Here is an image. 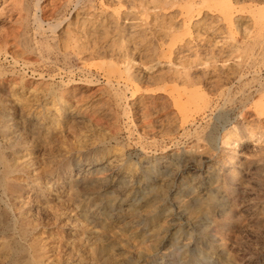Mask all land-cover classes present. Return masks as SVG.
<instances>
[{
    "label": "rangeland",
    "instance_id": "rangeland-1",
    "mask_svg": "<svg viewBox=\"0 0 264 264\" xmlns=\"http://www.w3.org/2000/svg\"><path fill=\"white\" fill-rule=\"evenodd\" d=\"M5 1L0 0V8ZM45 1L48 5L38 15L45 16L43 33L50 38L48 23L66 14L75 21L78 14L110 13L109 22L118 17L129 26L146 17L140 0H82L77 11L69 0ZM184 1L166 11L165 23L170 13L182 22L189 0ZM208 1L221 5V0ZM35 2L18 0L15 23L0 20L10 43V54L0 56V111L9 110V117L0 119V264H20L29 253L38 254L42 264H264V10L252 15L249 2L232 0L238 21L230 27L222 13L205 8L199 19L219 20L200 26L209 43L229 31L239 42L237 49L221 50L218 44L199 52L213 56L210 70L223 73L230 95L207 92L192 98L188 110L174 105L170 115H176L177 130L167 132L163 115L154 108L139 122L136 98H130L149 85L142 76L144 85L130 80L129 90L117 82L113 88L98 59L49 58L36 29ZM27 3L31 15L26 22L21 16ZM60 5L59 16L52 15ZM122 32L110 29L102 43ZM26 41L36 45L34 53L21 54ZM137 50L131 49L139 61L143 52ZM18 51L15 62L11 53ZM217 52L224 58L214 57ZM154 64L152 72L167 67ZM203 67L196 61L191 69ZM123 75L115 81L124 82ZM116 87L127 100L117 102ZM73 89L80 94L77 102L71 100Z\"/></svg>",
    "mask_w": 264,
    "mask_h": 264
},
{
    "label": "bare ground",
    "instance_id": "bare-ground-1",
    "mask_svg": "<svg viewBox=\"0 0 264 264\" xmlns=\"http://www.w3.org/2000/svg\"><path fill=\"white\" fill-rule=\"evenodd\" d=\"M18 1V0H17ZM16 1V2H17ZM118 1V0H117ZM183 0H140L144 11H145V18L140 19L138 22H132V24L129 26L128 24L122 23L119 21L118 17L114 18L113 22L108 21V15L110 14H104L103 17L94 15L92 13L80 16L78 14L75 16L74 20L72 21L69 17V15H62L63 17H57L52 22L47 21L48 26L47 28L50 30V33L52 34L50 37H45L43 33L44 28V17L39 16L38 13L43 12L44 7H46L48 4L44 5V2H47L45 0H36L34 7L36 10L35 14V21L37 24V31L41 34L42 42L41 46L45 48L46 55L48 54V57L51 58L53 55L58 59L59 56H62L64 59H68L70 55L75 56L79 59H83L87 62V60H100L103 65L99 70H103L107 79V85L110 87H113L114 82H117L119 87L123 86L127 90H129V82L130 80L140 81L143 83L144 81L139 77H143L146 82H148L149 85H147V88H138L134 92L133 96L130 99L134 100L136 98V103L134 102L138 108L135 110L137 113V117L139 119L140 123H144L145 120L148 119L149 112L151 108H154L156 110L157 114L163 115L160 117L162 122H166V125L168 126L167 132H172L177 130L176 126V119H174L172 115H170L171 108H175V106H178V108H183V110H188L191 107L192 104V98L201 96H206V93L208 92H220L222 94L230 95L231 86H227V80L219 75V73H216V70H210L211 69V63L210 60L212 58L206 57L207 55H204V57H201V53L199 52L213 47L212 45H218L221 47V50H224L225 48L230 49H237L238 48V40L235 38V36L232 35V32L229 31V36L222 38L220 41H215L214 44L209 43L208 37H204L202 34L201 25L205 22L208 24H213L215 22H218L217 20L205 18V19H199V17L205 13L203 11L209 10L212 13H222L223 14V20L225 19L227 24L232 27L233 24H235L238 20L236 19V15L233 8L234 5L232 3V0H221L220 6H212L210 5L211 2L208 0H189L187 3H185V6L187 7V14L184 16L185 18L182 20V22L174 21V18L176 17L175 14H172L173 16H168L169 20H166L168 14H166V11L173 10L174 7L179 6L178 4ZM185 0L184 2H186ZM215 1V0H214ZM242 2H249L248 8L252 9L251 12H253L252 15H255L256 11L257 14L260 10H264L260 4L264 3V0H238ZM4 2V1H3ZM15 0H6L3 4V7L0 8V20L6 19L7 22L15 23L14 21V15L13 12L15 10L16 3ZM52 0L50 1V3ZM63 2V1H62ZM103 2V1H102ZM113 2V1H112ZM139 2V3H140ZM213 2V1H212ZM218 2V1H217ZM237 2V1H236ZM241 2V3H242ZM7 3V4H6ZM67 3L72 4L74 7V10L77 11L82 3V0H69ZM67 3H63L64 5H67ZM209 3V4H208ZM240 3V2H239ZM123 5V4H122ZM263 5V4H262ZM70 6V5H69ZM105 6V5H104ZM118 6V5H117ZM121 6V5H120ZM138 6V5H137ZM237 6V5H236ZM64 7V6H63ZM66 7V6H65ZM107 7V6H106ZM124 7V6H123ZM245 7V8H247ZM62 8V5L54 7V11L52 15H57V12L60 11ZM46 9V8H45ZM109 9V8H107ZM117 9V8H116ZM178 9V8H177ZM100 10V9H99ZM143 10V9H142ZM152 10H154V14H152ZM171 10V11H172ZM180 10V9H179ZM182 10V8H181ZM180 10V11H181ZM248 10V9H247ZM25 14L21 16L24 21H28L31 15L30 6L27 3L24 7ZM49 11V10H48ZM90 11V10H89ZM180 11H176L179 13ZM208 11V12H209ZM239 11V10H238ZM250 11V10H249ZM116 12V11H115ZM206 12V11H205ZM261 12V11H260ZM89 13V12H88ZM103 13V12H102ZM112 13V12H111ZM119 13V11L117 12ZM132 13V12H131ZM176 13V14H177ZM207 13V12H206ZM212 16H215V14H212ZM112 16H116L114 12L112 13ZM101 15V14H100ZM120 15V14H119ZM117 15V16H119ZM122 15V14H121ZM140 15V14H139ZM154 17H153V16ZM144 16V15H143ZM175 16V17H174ZM257 16V15H256ZM152 17V18H151ZM206 17V16H204ZM261 19L260 21L264 22V14L260 15ZM127 18V17H126ZM218 18V17H217ZM239 18V17H238ZM253 18V17H252ZM123 19V18H122ZM129 18H127L128 20ZM137 19V18H133ZM178 19V18H176ZM258 19V18H256ZM21 20V19H20ZM152 20V21H151ZM180 20V19H179ZM211 20V21H207ZM237 20V21H236ZM18 21V20H17ZM51 21V20H50ZM102 21V24H101ZM106 21L108 23L104 24ZM136 21V20H132ZM181 21V20H180ZM258 21V20H257ZM30 22V21H29ZM46 22V21H45ZM256 22V20H255ZM45 23V24H47ZM238 24V23H237ZM243 24V23H242ZM8 25V24H7ZM214 25V24H213ZM212 25V26H213ZM217 25V24H216ZM260 25V24H259ZM208 26V25H207ZM122 29L121 35L116 37V39H113L112 41L104 42L106 39V34L109 33V30L113 28L114 29ZM203 27V26H202ZM234 27V26H233ZM248 27V26H247ZM46 29V28H44ZM47 29V30H48ZM64 29V30H63ZM217 29V28H216ZM224 29V28H223ZM232 29V28H231ZM246 29V27H245ZM248 29V28H247ZM4 30V29H3ZM2 29H0V35L6 32H3ZM206 30V29H205ZM264 30V29H263ZM5 31V30H4ZM208 31V30H207ZM222 31V30H221ZM8 32V31H7ZM11 32V31H10ZM45 32V31H44ZM116 32V30H115ZM196 32V35L193 33ZM217 32V31H216ZM237 32V31H236ZM46 33V32H45ZM206 33V31H205ZM117 35V33H115ZM219 34V33H218ZM234 34V33H233ZM8 35V34H7ZM4 35L5 38L4 41L1 40V42H5V44H2L5 47V50L2 51L0 49V56L2 54H10L8 53L7 47H10L9 41L6 39L7 36ZM21 35V34H20ZM1 36V37H4ZM44 36V37H43ZM0 37V38H1ZM111 37V36H109ZM108 38V37H107ZM27 40V39H26ZM29 40V39H28ZM106 41V40H105ZM260 41H263L260 40ZM0 42V43H1ZM31 42V41H30ZM40 42V40H39ZM38 42V43H39ZM23 50L20 51L21 54H32L35 52V46H33L32 43L27 44V41L25 42ZM37 43V42H36ZM40 44L37 46L38 50L40 49ZM129 44V45H128ZM261 44V42H260ZM1 45V46H2ZM241 45V44H240ZM257 45V44H256ZM214 46V47H216ZM12 47V46H11ZM142 48V57L139 59H136L133 54L137 50V48ZM36 49V51H37ZM43 49V48H42ZM133 50V53L131 51ZM219 49V48H218ZM243 49V48H242ZM245 49V48H244ZM254 50V49H253ZM14 51V50H13ZM16 51V50H15ZM211 51V50H209ZM208 51V52H209ZM141 52V51H140ZM222 52V51H221ZM41 54H44L43 51ZM215 54V53H214ZM213 54V55H214ZM40 55V53H39ZM138 55V53L136 54ZM141 55V54H140ZM193 55V56H192ZM209 55V54H208ZM232 55V54H231ZM6 56V55H5ZM17 56H20L19 51L18 52H12L11 58L18 62ZM22 56V55H21ZM44 56V55H43ZM222 56V53L217 52V54L214 55V57ZM251 56V55H250ZM42 55L40 56V58ZM230 57V56H229ZM44 58V57H42ZM55 58V59H56ZM190 58V59H188ZM224 58V57H223ZM45 59V58H44ZM48 59V58H47ZM54 59V60H55ZM107 59H116L118 64L116 63H108V61H105ZM233 59V58H232ZM50 60V59H49ZM61 60V59H59ZM58 60V61H59ZM48 61V60H47ZM56 61V60H55ZM196 61H199L200 65H204L203 68H197L193 71L191 69L194 68V63ZM263 61V60H261ZM46 62V60H45ZM51 62V60H50ZM49 62V63H50ZM89 62V61H88ZM96 62V61H95ZM94 62V66L95 65ZM111 62V61H110ZM156 62L159 64H166L167 67H161L158 68L155 72H152V68H154ZM225 62V61H224ZM227 62V61H226ZM93 63V62H92ZM98 63V62H96ZM119 63H122L124 65L120 66ZM262 63V62H261ZM17 64V63H16ZM51 64V63H50ZM86 64V63H85ZM224 64V63H223ZM220 65V67H224ZM232 64V63H231ZM15 65V64H14ZM99 65V64H98ZM97 65V66H98ZM142 65V67H141ZM217 65V64H216ZM55 66V65H54ZM218 66V65H217ZM256 66V65H255ZM259 66V65H258ZM90 67V65H89ZM219 67V68H220ZM147 69L146 70H144ZM62 69V68H61ZM70 69V68H69ZM259 69V68H258ZM74 70V69H73ZM210 70V71H209ZM234 70V69H233ZM51 71V70H50ZM222 71L223 68H222ZM74 72V71H73ZM79 72V71H78ZM124 72L127 74L125 77L126 79L124 82L121 80L115 81L116 77H124L122 74ZM218 72V71H217ZM225 72V71H224ZM36 73V72H35ZM68 73V72H67ZM216 73V74H215ZM82 74V73H81ZM118 74V75H117ZM221 74V73H220ZM252 74V73H251ZM40 75V74H39ZM64 75V74H63ZM62 75V76H63ZM71 75V74H70ZM90 75V73L88 74ZM223 75V73L221 74ZM248 75V74H247ZM2 76V74H1ZM6 76V75H5ZM43 76V74H42ZM243 77V76H242ZM41 78V77H40ZM69 78V77H68ZM91 78V77H90ZM86 78V82L93 83L94 80ZM120 78V79H121ZM2 79V78H1ZM18 79V78H17ZM81 79V78H80ZM236 79V78H235ZM241 79V78H240ZM238 79L237 81H240ZM61 80V79H60ZM96 80V79H95ZM16 81V80H15ZM76 81V80H75ZM83 81V79H82ZM1 82V81H0ZM63 82V81H62ZM73 82V81H72ZM144 82V83H146ZM70 83V82H68ZM84 83V82H83ZM87 83V84H88ZM100 83V82H99ZM106 83V82H105ZM143 83V85H144ZM35 84V83H34ZM37 84V83H36ZM51 84V83H50ZM64 84V83H63ZM63 84L61 86H63ZM80 84V83H79ZM137 84V83H135ZM47 85V84H46ZM44 85V86H46ZM91 85V84H89ZM141 85V84H140ZM84 86V85H83ZM1 87V86H0ZM2 88V87H1ZM78 88V87H76ZM114 88V87H113ZM117 88V87H116ZM4 89V88H3ZM43 89V88H42ZM46 89V88H45ZM82 89V88H81ZM70 90V89H69ZM68 90V91H69ZM115 90V89H114ZM19 91V90H18ZM41 91V90H40ZM77 90L73 89L71 91V100L75 99L78 93H76ZM95 91V90H94ZM4 93V92H3ZM55 93V91L53 92ZM59 92H56L58 94ZM83 93V92H82ZM114 93V92H113ZM6 94V93H5ZM132 94V93H131ZM8 95V94H7ZM208 95V94H207ZM40 96V95H39ZM77 97V98H78ZM117 99V102H124L127 98V95L124 93L121 88H117L115 92V96ZM139 97V98H138ZM28 98V97H27ZM134 98V99H133ZM139 99V100H138ZM38 100V98H37ZM69 100V99H68ZM76 100V99H75ZM127 100V99H126ZM143 100L145 102L143 106ZM82 101V100H81ZM28 102V101H27ZM75 102V101H74ZM77 102V100H76ZM149 102V103H148ZM6 103V102H5ZM34 103V102H33ZM101 104V103H100ZM125 104V103H124ZM151 104V105H150ZM155 104V105H154ZM14 105V104H13ZM61 105V104H60ZM93 105V104H91ZM90 105V106H91ZM95 105V104H94ZM93 105V107H94ZM102 105V104H101ZM126 105V104H125ZM193 105V104H192ZM215 105V104H214ZM223 105V104H222ZM15 106V105H14ZM33 106V105H32ZM120 106V105H119ZM130 106V105H129ZM30 107V106H29ZM89 107V105L87 106ZM92 107V108H93ZM121 107V106H120ZM135 107V106H134ZM4 108V107H3ZM76 108V107H75ZM192 108V107H191ZM198 108V107H197ZM126 109V108H125ZM124 109V111H126ZM21 110V109H20ZM123 110V109H122ZM193 110V109H192ZM213 110V109H212ZM9 111V110H8ZM7 111V112H8ZM80 111V110H79ZM99 111V110H98ZM5 110L0 111V119L5 120L7 117H9V114ZM22 112V111H21ZM62 112V111H61ZM77 112V111H76ZM110 113V112H109ZM127 113V111H126ZM151 113V112H150ZM17 114V113H16ZM24 114V113H23ZM79 114V113H78ZM106 114V113H105ZM108 115V114H107ZM127 115V114H126ZM156 115V114H155ZM178 115V113H177ZM192 115V114H191ZM256 115V114H255ZM13 116V115H12ZM27 117V116H26ZM183 117L185 119L188 118V115L186 113L183 114ZM11 118V117H10ZM101 118V117H100ZM227 118V117H226ZM15 119V117H14ZM13 119V120H14ZM22 119V118H21ZM26 119V118H25ZM96 119V118H95ZM159 119V118H158ZM9 120V119H8ZM24 120V119H23ZM72 120V119H71ZM128 120V119H127ZM153 120V119H152ZM192 120V118H191ZM160 121V124H161ZM178 121V120H177ZM15 122V121H14ZM71 122V121H70ZM127 122V121H126ZM157 122V121H156ZM159 122V121H158ZM190 122V121H189ZM18 123V122H17ZM15 122V124H17ZM52 123V122H51ZM94 123V122H93ZM178 123V122H177ZM184 122L183 124H185ZM200 123V121H199ZM4 124V123H2ZM13 124V123H12ZM20 124V123H19ZM97 124V123H96ZM132 124V123H131ZM147 124V123H146ZM163 124V123H162ZM161 124V125H162ZM190 124V123H189ZM192 124V123H191ZM87 126V125H86ZM184 126V125H183ZM186 126V124H185ZM68 127V126H67ZM80 127V126H79ZM163 127V126H162ZM260 127V126H259ZM14 128V127H13ZM41 128V127H40ZM134 128V127H133ZM166 128V127H165ZM183 129V128H182ZM185 134L187 127H184ZM166 130V129H164ZM254 130V129H253ZM143 131V130H142ZM245 131V130H244ZM31 132V131H30ZM66 132V131H65ZM149 132V131H148ZM33 133V132H32ZM225 133V132H224ZM90 135V134H89ZM239 135V134H238ZM42 137V136H41ZM57 137V136H56ZM74 138V137H73ZM178 139V138H177ZM27 140V139H26ZM36 140V139H35ZM93 140V139H92ZM145 140V139H144ZM223 140L225 143L228 142L229 137L226 134L223 136ZM89 141V140H88ZM238 141V139H236ZM64 142V141H63ZM158 142V141H157ZM30 143V142H29ZM47 143V142H46ZM44 144V143H43ZM59 144V143H58ZM231 144V143H230ZM82 145V144H81ZM80 145V146H81ZM91 145V144H90ZM137 147V146H136ZM248 147V146H247ZM2 148V147H1ZM47 148V147H46ZM60 149V148H59ZM58 149V150H59ZM192 149V148H191ZM150 150V149H149ZM22 151V150H21ZM57 151V150H56ZM55 151V152H56ZM25 152V151H24ZM170 152V151H169ZM36 153V152H35ZM39 154V153H38ZM35 155V154H33ZM211 155V154H210ZM172 156V155H171ZM194 156V155H193ZM35 157V156H34ZM170 157V156H169ZM182 157V156H181ZM20 160V159H19ZM29 160V159H28ZM31 162V161H30ZM48 162V161H47ZM41 163V162H40ZM156 163V162H155ZM232 163V162H231ZM33 164V163H32ZM31 164V165H32ZM36 164V163H35ZM34 164V165H35ZM233 164V163H232ZM114 166V165H113ZM186 166V165H185ZM230 167V166H229ZM69 168V167H68ZM72 168V167H71ZM1 169V168H0ZM40 169V168H39ZM102 169V168H101ZM90 170V169H89ZM231 170H235L234 166L231 167ZM42 171V170H41ZM37 172V171H36ZM58 172V171H57ZM133 174V173H132ZM48 175V174H47ZM108 175V174H107ZM177 175V174H175ZM31 176V175H30ZM177 177V176H176ZM18 178V177H17ZM54 180V179H53ZM37 182V181H36ZM51 182V181H50ZM54 182V181H53ZM109 182V181H108ZM122 182V181H121ZM39 183V182H38ZM166 184V183H165ZM122 185V184H121ZM163 185V184H162ZM130 188V187H129ZM51 189V188H50ZM70 189V188H69ZM137 189V188H136ZM243 189V188H242ZM63 190V189H62ZM116 191V190H115ZM128 191V190H127ZM31 192V191H30ZM126 196V195H125ZM19 197V196H18ZM34 198V197H33ZM168 199V198H167ZM34 204V203H33ZM62 206V205H61ZM81 208V207H80ZM31 210V209H30ZM46 213V212H45ZM51 213V212H50ZM154 214V213H153ZM168 214V213H167ZM30 216V215H29ZM63 216V215H62ZM25 217V216H24ZM42 217V216H41ZM54 217V216H53ZM130 221V220H129ZM73 222V221H72ZM87 222V221H86ZM122 224V223H121ZM4 225V224H3ZM79 226V225H78ZM251 226V225H250ZM64 227V226H63ZM233 231V230H232ZM251 231V230H250ZM225 236V235H224ZM13 239V238H12ZM79 239V238H78ZM5 245V244H4ZM3 245V246H4ZM10 246V245H9ZM58 246V245H57ZM76 246V245H75ZM8 247V246H7ZM231 247V246H230ZM4 248V247H3ZM6 249V248H5ZM40 249V248H39ZM1 251V250H0ZM51 251V250H50ZM3 252V251H1ZM37 252V251H36ZM42 253V252H41ZM154 253V252H153ZM5 254V253H4ZM54 254V253H53ZM1 255V254H0ZM3 255V254H2ZM7 255V253H6ZM22 255V254H21ZM134 255V254H133ZM23 256V255H22ZM21 256V257H22ZM59 256V255H58ZM84 257V256H83ZM90 257V256H89ZM134 258V257H133ZM4 259V257H3ZM95 259V258H94ZM46 260V259H45ZM72 260V259H71ZM3 261V260H2ZM60 261V260H59ZM74 262V261H73ZM50 263V262H49ZM16 264V263H15ZM18 264V263H17ZM20 264H42L40 256L37 254L35 255L32 253L27 254L25 257L23 256V259H21Z\"/></svg>",
    "mask_w": 264,
    "mask_h": 264
}]
</instances>
